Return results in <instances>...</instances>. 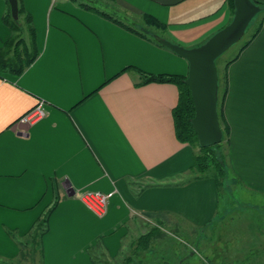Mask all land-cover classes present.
I'll return each instance as SVG.
<instances>
[{
    "label": "crops",
    "instance_id": "obj_1",
    "mask_svg": "<svg viewBox=\"0 0 264 264\" xmlns=\"http://www.w3.org/2000/svg\"><path fill=\"white\" fill-rule=\"evenodd\" d=\"M21 1L39 56L19 76L0 72V264H101L96 251L115 261L143 221L176 223L218 264H234L216 254L223 234L247 226L257 250L242 263L264 264V227L244 222L252 208L264 216V24L226 67L230 134L219 185L213 170L194 172L199 149L177 137L179 88L143 81L187 76L188 61L159 39L202 45L232 21L229 0ZM8 8L0 0V48L14 34L3 21ZM24 38L30 43L27 30ZM41 101L45 117L21 123ZM238 189L252 196L237 198ZM84 191L111 194L104 215L80 200ZM45 217L35 251L32 234Z\"/></svg>",
    "mask_w": 264,
    "mask_h": 264
},
{
    "label": "trees",
    "instance_id": "obj_2",
    "mask_svg": "<svg viewBox=\"0 0 264 264\" xmlns=\"http://www.w3.org/2000/svg\"><path fill=\"white\" fill-rule=\"evenodd\" d=\"M255 3L261 6L259 1L253 0ZM229 3L232 7L233 13H235V5L234 0H229ZM25 15V24L20 23L19 19L14 20L11 14V7L9 4L8 11L3 18L4 23L12 29L14 32L13 36L4 44L2 48H0V72L1 73H9L15 76L21 75L39 56V50L36 44V32L33 27V21L30 14L25 13V10L22 5V1L19 0V18ZM104 16L109 17L107 14ZM111 18V17H109ZM115 22L120 25L128 28L124 24L115 20ZM145 23L148 26L154 27L156 29L164 28V25L156 20L153 17L146 16ZM262 27V26H261ZM261 27L255 32L252 36L251 40L246 42L242 46V50H244L250 42L257 36ZM129 30L138 33L135 29L128 28ZM25 30L28 31L30 43H27L24 38ZM240 51V52H241ZM237 57V56H236ZM230 64V63H229ZM187 76L178 75V74H149L144 76L143 83H172L175 84L180 90V98L177 107L173 111V116L175 120L176 126V134L178 139L183 143H188L195 148L199 149L198 154L194 159V167L193 170L199 175H204L209 171H214L216 173V181L220 185V183L227 176V145L229 142V134L230 129L228 125L224 121L223 117V105L222 101L224 96L218 98V113L220 124L223 130V140L221 143L207 147L201 148L199 146V140L197 138V134L192 125V119L195 116V106L192 99L191 91L186 84ZM219 92H220V79H219ZM46 224L47 217L41 220L37 229L32 234L31 245L37 251L40 249V237L46 232ZM153 235L147 234L140 239L144 242V245H149ZM95 261L100 262L101 264H110L111 261L108 259H99L96 254L93 257Z\"/></svg>",
    "mask_w": 264,
    "mask_h": 264
},
{
    "label": "rangeland",
    "instance_id": "obj_3",
    "mask_svg": "<svg viewBox=\"0 0 264 264\" xmlns=\"http://www.w3.org/2000/svg\"><path fill=\"white\" fill-rule=\"evenodd\" d=\"M259 2L263 6V9L261 8L259 14L250 23L242 39L230 47L216 61L220 79V99L222 97V86L223 80L225 79L226 67L229 63L236 59V56L241 53L240 51L242 46L251 40L255 32L264 24V2ZM143 28L146 29L148 33H153L148 28ZM188 72L189 63L186 74H188ZM229 187L230 189L228 190V193L232 194L235 189L231 186ZM235 196L237 198L246 199L248 196H252V194H247L246 192H243L242 189H238ZM253 198L254 200H258L256 197ZM247 213L250 214L247 216L248 218H245V225L250 224L252 226L254 223V225H258V228L262 229L264 227V216L261 215L262 213L259 210L252 208L251 210H248ZM179 226L182 227L183 225ZM177 228L176 223L173 222H141L138 226H136L131 241H128L127 249H125L115 261H111L110 264H218L222 261V259H210L208 255L198 249V246H196V244L192 242L187 235L177 234L180 232L177 231ZM234 229L236 230L233 231V229H231L233 235H230L231 233L223 234V236L227 239L226 241H219L218 248H222L224 251L219 250L216 254L218 256H223L228 260H234V264H244L242 262L249 257L250 253H256L257 249L253 248V244H249L250 237L248 236L250 234V230L247 226L245 229L241 228V230L239 228ZM253 230L256 232L257 227H253ZM238 233L240 235H238ZM147 234L153 235V238L150 244L146 246L140 238ZM241 241H244L245 245H242ZM176 247H179V249H175ZM239 247H242V249L237 250L236 248ZM191 252L196 255L190 259L187 255ZM95 253L99 259H107L101 252L96 251ZM28 256L30 257L31 253H28ZM21 263L24 262L22 261ZM27 264H29V262H27ZM227 264L233 263L228 262Z\"/></svg>",
    "mask_w": 264,
    "mask_h": 264
},
{
    "label": "water",
    "instance_id": "obj_4",
    "mask_svg": "<svg viewBox=\"0 0 264 264\" xmlns=\"http://www.w3.org/2000/svg\"><path fill=\"white\" fill-rule=\"evenodd\" d=\"M8 1L13 19L18 20L19 0ZM234 5L232 21L198 47L185 48L168 40L159 39L163 46L189 63L186 84L195 106V116L191 122L201 148L217 145L223 140L218 113L219 73L216 61L242 39L250 23L261 11V6L253 0H234Z\"/></svg>",
    "mask_w": 264,
    "mask_h": 264
},
{
    "label": "built area",
    "instance_id": "obj_5",
    "mask_svg": "<svg viewBox=\"0 0 264 264\" xmlns=\"http://www.w3.org/2000/svg\"><path fill=\"white\" fill-rule=\"evenodd\" d=\"M46 115L45 103L39 102L37 106L21 117L20 122L25 124H33ZM111 194H105L98 191H84L79 195L80 200L95 214L102 216L106 213V209Z\"/></svg>",
    "mask_w": 264,
    "mask_h": 264
}]
</instances>
